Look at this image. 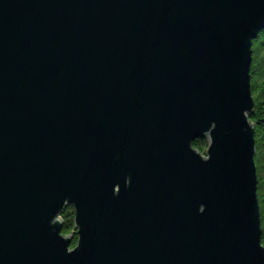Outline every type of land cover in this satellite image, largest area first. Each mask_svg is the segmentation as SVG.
Segmentation results:
<instances>
[{
  "label": "water",
  "instance_id": "95a60500",
  "mask_svg": "<svg viewBox=\"0 0 264 264\" xmlns=\"http://www.w3.org/2000/svg\"><path fill=\"white\" fill-rule=\"evenodd\" d=\"M263 29L264 0H0V264H264Z\"/></svg>",
  "mask_w": 264,
  "mask_h": 264
},
{
  "label": "trees",
  "instance_id": "16d2710c",
  "mask_svg": "<svg viewBox=\"0 0 264 264\" xmlns=\"http://www.w3.org/2000/svg\"><path fill=\"white\" fill-rule=\"evenodd\" d=\"M252 61L250 66V92L254 101V110L249 120L254 127V165L257 175L256 195L259 207L261 228L260 242L264 248V29L252 41ZM194 150L203 154L207 148L206 140H196L192 143ZM63 220L62 235L72 231V208H64L61 216ZM76 239L73 240L72 247Z\"/></svg>",
  "mask_w": 264,
  "mask_h": 264
},
{
  "label": "bare ground",
  "instance_id": "6f19581e",
  "mask_svg": "<svg viewBox=\"0 0 264 264\" xmlns=\"http://www.w3.org/2000/svg\"><path fill=\"white\" fill-rule=\"evenodd\" d=\"M251 60H252V55H251ZM61 216V215H60ZM73 248V247H72Z\"/></svg>",
  "mask_w": 264,
  "mask_h": 264
},
{
  "label": "flooded vegetation",
  "instance_id": "af4514ba",
  "mask_svg": "<svg viewBox=\"0 0 264 264\" xmlns=\"http://www.w3.org/2000/svg\"><path fill=\"white\" fill-rule=\"evenodd\" d=\"M74 239H75V238H74ZM74 239H73V240H74ZM72 244H73V243H72ZM74 246H75V243H74ZM74 246H73V247H74Z\"/></svg>",
  "mask_w": 264,
  "mask_h": 264
}]
</instances>
